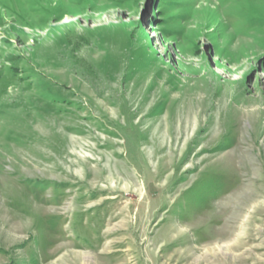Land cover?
<instances>
[{
  "label": "rangeland",
  "instance_id": "374dc122",
  "mask_svg": "<svg viewBox=\"0 0 264 264\" xmlns=\"http://www.w3.org/2000/svg\"><path fill=\"white\" fill-rule=\"evenodd\" d=\"M0 264H264V0H0Z\"/></svg>",
  "mask_w": 264,
  "mask_h": 264
}]
</instances>
